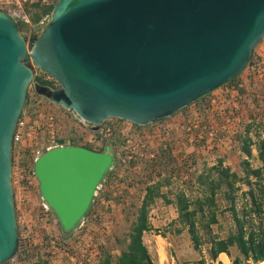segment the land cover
Returning a JSON list of instances; mask_svg holds the SVG:
<instances>
[{
  "label": "water",
  "instance_id": "obj_1",
  "mask_svg": "<svg viewBox=\"0 0 264 264\" xmlns=\"http://www.w3.org/2000/svg\"><path fill=\"white\" fill-rule=\"evenodd\" d=\"M264 38V0H57L38 35L0 10V264L17 249L12 137L36 67L57 90L35 92L92 129L109 118L146 126L240 75ZM103 151L62 145L33 172L41 199L67 236L113 168Z\"/></svg>",
  "mask_w": 264,
  "mask_h": 264
},
{
  "label": "rangeland",
  "instance_id": "obj_2",
  "mask_svg": "<svg viewBox=\"0 0 264 264\" xmlns=\"http://www.w3.org/2000/svg\"><path fill=\"white\" fill-rule=\"evenodd\" d=\"M0 2L8 3L6 7L10 11L16 9L15 0ZM1 3L0 6L4 8L5 4ZM21 6L30 15V10L26 8L30 4L24 3ZM24 33L28 35L27 27L24 28ZM261 47L264 48V38L256 45L254 55ZM247 73L248 70L245 69L240 73L237 82L232 84H240V87L233 91L225 92L224 86H221L209 93L204 104H191L181 115L171 118L169 122L145 127L148 131L149 147L158 150L156 158L152 161L142 160L128 167H121L115 162L117 166L106 175L93 199L86 221L75 233L63 238L57 220L50 224L38 220L37 209L41 199L39 186L22 192L23 203L19 204L15 199L14 205L16 216H21L24 220L22 228L17 224L18 233H30V247L27 248L20 239L23 248L31 251L30 263L40 256L46 258L49 264H92L96 261L95 254L100 246L109 249L113 256L118 255L119 247L114 243V238L122 235L135 219L136 209L140 206L148 185L160 180L161 191L168 199L172 200L178 192L194 199L198 193L197 176L217 161L221 160L223 166L241 174L239 163L245 159L241 151V140L247 125H251L249 133L254 139V144L251 145L252 156L248 162L252 167H258L260 161L256 142L263 134L259 122L264 116V81H257L252 76H247ZM51 108L59 119L60 135L66 140L82 142L96 150H99L101 144H105H90L88 139L92 134L91 126L80 128L76 125L72 112L57 105H51ZM235 109L240 117L238 124L235 121H226ZM193 122H197L196 129L191 127ZM161 125H167L168 130L162 131L159 128ZM157 127L159 130H156ZM211 131L212 135H209ZM13 190L16 192V188L13 187ZM240 202L241 197L238 205ZM220 203L223 205L224 202L221 200ZM219 221L222 228L215 231L220 236H225L230 224L229 214L226 213L224 218L219 217ZM148 222L150 231L144 233L143 242L154 264H196L200 255L193 250L187 231L181 229L174 205L166 204L161 198L155 199L149 206ZM52 235L62 237L63 245L51 248L49 239ZM159 242L164 246L162 261L157 252ZM206 248L207 244L201 247L205 257ZM231 255H235L234 250H231ZM227 260L231 264V257L228 256ZM24 264L28 262L25 261Z\"/></svg>",
  "mask_w": 264,
  "mask_h": 264
},
{
  "label": "trees",
  "instance_id": "obj_3",
  "mask_svg": "<svg viewBox=\"0 0 264 264\" xmlns=\"http://www.w3.org/2000/svg\"><path fill=\"white\" fill-rule=\"evenodd\" d=\"M26 8L30 10L31 21L36 22L42 15H50L53 6L43 7L36 3ZM18 24L21 34L25 35L26 26L19 22ZM254 51L255 48L249 63L253 60ZM238 77L223 86L235 84ZM35 82L45 85L41 81L36 80ZM208 95L197 99L192 104L198 106L199 103L204 104ZM26 103L27 95L24 105ZM185 109L186 107L178 112ZM250 127L251 125L246 126L241 140V151L245 155V159L239 163L241 174L223 166L221 160L217 161L215 165L204 169L197 176L198 193L194 199L186 197L182 192L176 193L172 200L168 199L167 195L161 191L162 182L160 180L148 185L140 206L136 209L135 219L130 222L128 229L122 235L114 238V243L119 247L118 255L113 256L109 249L100 246L96 264H154L143 242V235L150 231L148 210L157 198H161L166 204L175 206L181 229L187 231L193 250L200 255L196 264H214L221 253H226L231 257V264H249L250 262L257 264L264 261V140L258 139L256 142L260 165L252 167L248 162L252 156L251 145L254 144L249 138ZM71 144L75 142L72 141ZM85 147L91 149L88 146ZM98 151H103V149ZM116 166L115 163L114 168ZM109 173L110 171L107 175ZM243 186H246V189H243ZM218 196L224 202L223 205ZM239 197H241V202L238 205ZM226 213L229 214L230 224L226 235L220 236L215 230L222 228L219 217L224 218ZM177 232L179 233L180 230ZM62 237L66 236L62 233ZM204 244H207L208 261L201 251ZM231 250L235 251L234 256L231 255ZM18 252L28 264H49L46 258L40 256L30 263L31 251L23 248L19 236L15 254Z\"/></svg>",
  "mask_w": 264,
  "mask_h": 264
},
{
  "label": "built area",
  "instance_id": "obj_4",
  "mask_svg": "<svg viewBox=\"0 0 264 264\" xmlns=\"http://www.w3.org/2000/svg\"><path fill=\"white\" fill-rule=\"evenodd\" d=\"M56 1L57 0H21L19 2L15 0L14 4L16 5V9L14 11H10L6 7L8 3L0 2L1 4H5L4 8L0 6V10L7 13L15 21L24 24L27 27L28 34H30V36L38 35L49 21L50 15L44 14L36 22H32L29 13H27L21 5L24 3H28L30 5L38 3L43 7H50L53 6ZM245 70H248L247 76H252V78L257 81H264V52H256L253 60L247 64ZM36 80L44 83V86L48 87L50 90H57L60 88L59 82L53 76L36 67H33L32 80L29 83L27 90V103L24 109H22L20 117L16 122L12 137L11 185L16 228L17 224L22 228L24 220L21 219V216H16V206L14 205L15 199L18 200L19 204H22L24 200L21 193L26 192L29 189H33L36 185L39 186L37 178L33 172V165L36 159L42 153L52 148L62 145H72L71 140H66L60 135L61 127L59 125V119L51 108V105L54 104L35 92ZM236 87H240V84H236L235 86H224L223 88L225 92H229L233 91ZM236 111L237 110L235 109V112L229 115L230 117L226 119L227 122L231 120L233 122L235 121V124L240 123V117L237 115ZM73 117L78 127H89L86 122L77 117L74 113ZM114 119L116 118H109L102 122L97 129H92V134H90L88 142L90 144L104 142L105 144L110 145L113 149L115 162L121 167H128L129 165L142 160L152 161L156 158L158 150H154L149 147L147 139L148 131H146L145 126L135 125L121 119L119 121L122 123L117 124ZM255 121L258 122L257 120ZM259 125V128L263 130V134L259 137V139L264 140V116L259 122ZM197 126V122H193L191 124L192 129H196ZM159 128L165 132L168 130L167 125H161ZM156 130H159L158 127ZM212 132L213 131H211L209 135H212ZM249 138L252 142L254 141L250 133ZM83 140L85 141V138ZM189 142H192V139H189ZM76 143L80 144L78 146L85 145L82 142ZM104 145L101 144L98 149H101ZM104 181L105 178L100 183L95 196ZM13 187L14 189L16 188V192L13 190ZM18 208L19 206H17V209ZM37 210L38 220L42 223L50 224V222H55L57 220L55 216H53V212L50 207L42 199H40ZM86 219L87 215H85L83 220L72 231V234L76 232L77 228L80 227ZM18 236L27 248L30 247L31 238L29 232L24 234L18 233ZM49 244L51 248L61 246L63 245V239L62 237L52 235L50 236ZM95 255L96 261L92 264L97 263L98 252ZM7 262L8 264L25 263L20 252L14 254V256Z\"/></svg>",
  "mask_w": 264,
  "mask_h": 264
},
{
  "label": "crops",
  "instance_id": "obj_5",
  "mask_svg": "<svg viewBox=\"0 0 264 264\" xmlns=\"http://www.w3.org/2000/svg\"><path fill=\"white\" fill-rule=\"evenodd\" d=\"M27 36H30V34H28ZM262 51L264 52V48H263V47H261V48L257 51V53H262ZM181 113H183V111H182V112H177V113H175V114H173V115H171V116H169V117H167V118H165V119L159 120L158 122H155V123H153V124L146 125L145 127H147V126H156V124H158L159 122H160V123L162 122L161 124H163V123H165V122H169L171 118H174V117H176V116H178V115H181ZM114 120H116V123H117V124H118V123H119V124L122 123L121 121H119L120 119H114ZM125 124H126V123H125ZM72 141H73V140H72ZM72 145H80V144H78V143L75 142V144H72ZM106 146H108V144H105L103 147H101V149L104 150V148H105ZM84 147H85V145H84ZM92 150L98 151V150H96V149H92ZM221 255H226V257H227V259H228V255H227L226 253H221V254L218 255V257H217V259H216V261H215L214 263H222V262H221V259H220V256H221ZM199 259H200V257L197 258L196 261L199 260Z\"/></svg>",
  "mask_w": 264,
  "mask_h": 264
},
{
  "label": "bare ground",
  "instance_id": "obj_6",
  "mask_svg": "<svg viewBox=\"0 0 264 264\" xmlns=\"http://www.w3.org/2000/svg\"><path fill=\"white\" fill-rule=\"evenodd\" d=\"M157 252H158V255L160 257V261L164 260V246L161 242H159L157 244ZM220 259H221L222 264H228V260H227V257L225 255H221ZM257 264H264V261L259 262Z\"/></svg>",
  "mask_w": 264,
  "mask_h": 264
}]
</instances>
